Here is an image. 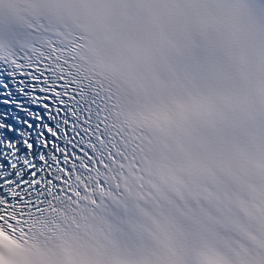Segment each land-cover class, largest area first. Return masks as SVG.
<instances>
[{"label": "snow or ice", "instance_id": "1", "mask_svg": "<svg viewBox=\"0 0 264 264\" xmlns=\"http://www.w3.org/2000/svg\"><path fill=\"white\" fill-rule=\"evenodd\" d=\"M223 2L237 4L238 0ZM260 3L264 5V0ZM245 15L240 7H197L181 21L213 37L223 52L208 43L193 53L186 69L192 88L175 97L172 106L195 114L209 104L231 101V97L205 95L200 86L229 72L228 51ZM17 44L14 25L0 22V51L5 45L15 49ZM50 60L42 53L0 56V231L13 239L3 221L26 231L23 226L36 209L52 202L50 197L59 199L66 190L79 197L80 183L86 191L94 189L93 179L102 183L92 172L105 160L100 155L108 143L101 129L104 108L98 105V94L89 97L84 86Z\"/></svg>", "mask_w": 264, "mask_h": 264}]
</instances>
